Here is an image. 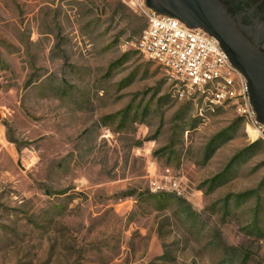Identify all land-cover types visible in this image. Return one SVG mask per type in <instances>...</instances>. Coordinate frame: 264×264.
Segmentation results:
<instances>
[{
	"label": "rangeland",
	"instance_id": "rangeland-1",
	"mask_svg": "<svg viewBox=\"0 0 264 264\" xmlns=\"http://www.w3.org/2000/svg\"><path fill=\"white\" fill-rule=\"evenodd\" d=\"M143 5L0 0V264H264V144L135 49Z\"/></svg>",
	"mask_w": 264,
	"mask_h": 264
},
{
	"label": "built area",
	"instance_id": "built-area-1",
	"mask_svg": "<svg viewBox=\"0 0 264 264\" xmlns=\"http://www.w3.org/2000/svg\"><path fill=\"white\" fill-rule=\"evenodd\" d=\"M146 23L135 49L176 81L181 96L204 94L211 106L234 101L245 131L264 144V125L255 120L243 77L230 65L218 41L199 28L141 6ZM162 188L154 185L153 190Z\"/></svg>",
	"mask_w": 264,
	"mask_h": 264
},
{
	"label": "water",
	"instance_id": "water-1",
	"mask_svg": "<svg viewBox=\"0 0 264 264\" xmlns=\"http://www.w3.org/2000/svg\"><path fill=\"white\" fill-rule=\"evenodd\" d=\"M242 0H143L146 8L214 37L243 77L257 123L264 125V22Z\"/></svg>",
	"mask_w": 264,
	"mask_h": 264
},
{
	"label": "trees",
	"instance_id": "trees-1",
	"mask_svg": "<svg viewBox=\"0 0 264 264\" xmlns=\"http://www.w3.org/2000/svg\"><path fill=\"white\" fill-rule=\"evenodd\" d=\"M244 1L246 3H249L250 7H251V5L253 6L252 13L257 15L259 17L260 21L264 22V0H244ZM249 6L247 9L250 8Z\"/></svg>",
	"mask_w": 264,
	"mask_h": 264
},
{
	"label": "flooded vegetation",
	"instance_id": "flooded-vegetation-1",
	"mask_svg": "<svg viewBox=\"0 0 264 264\" xmlns=\"http://www.w3.org/2000/svg\"><path fill=\"white\" fill-rule=\"evenodd\" d=\"M242 2V4H243V6L247 9L248 8V6H249V3H246L244 0H242L241 1ZM248 5V6H247ZM247 6V7H246ZM250 7V6H249ZM251 9V10H250ZM249 10L250 11H252L253 10V6L251 5V7L249 8ZM256 17H258L257 15H256ZM259 18V17H258Z\"/></svg>",
	"mask_w": 264,
	"mask_h": 264
}]
</instances>
